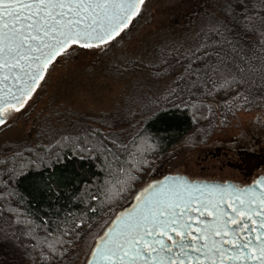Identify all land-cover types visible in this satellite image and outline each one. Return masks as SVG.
<instances>
[{"label": "snow or ice", "instance_id": "6c2138e0", "mask_svg": "<svg viewBox=\"0 0 264 264\" xmlns=\"http://www.w3.org/2000/svg\"><path fill=\"white\" fill-rule=\"evenodd\" d=\"M143 4L144 0H0V125L25 107L57 57L75 48H109ZM252 4L253 0H218L220 15H212L196 43L185 49L183 69L171 82L169 95L191 94L201 84L212 86L205 92L210 94L223 81L221 91L239 85L234 94L242 103L234 107H244L254 90L264 91V59L256 51L264 54V11H254ZM259 7L264 10V0H259ZM249 56L259 60V66L249 63ZM139 139L136 134L131 137V148L143 157ZM112 143H119L132 158L128 143ZM100 149L110 151L103 144L93 150ZM130 167L140 170L135 163ZM118 170L126 183L130 174L123 165L118 164ZM133 200L98 236L84 264H264V175L243 187L166 175L137 189ZM50 249L56 253L54 245Z\"/></svg>", "mask_w": 264, "mask_h": 264}, {"label": "rangeland", "instance_id": "374dc122", "mask_svg": "<svg viewBox=\"0 0 264 264\" xmlns=\"http://www.w3.org/2000/svg\"><path fill=\"white\" fill-rule=\"evenodd\" d=\"M217 3L144 0L129 28L109 48H75L57 57L25 107L0 125V160L38 146L46 149L91 128L128 143L150 109L168 101L171 82L184 66L181 56L199 39L200 24L220 15ZM210 106L167 154L147 160L137 189L166 175L242 184L264 175V111L252 105ZM106 226L92 230L91 238ZM97 238L81 246V264ZM1 254L9 264H23L17 248L7 246Z\"/></svg>", "mask_w": 264, "mask_h": 264}, {"label": "trees", "instance_id": "16d2710c", "mask_svg": "<svg viewBox=\"0 0 264 264\" xmlns=\"http://www.w3.org/2000/svg\"><path fill=\"white\" fill-rule=\"evenodd\" d=\"M250 7L258 13L264 11L259 7V0H253ZM252 22L259 23L255 19ZM248 40L254 38L250 35ZM256 51L264 59V54ZM248 61L256 66L260 63L251 56ZM222 83L210 94L205 92L212 86L201 84L191 94L185 91L176 97L170 95L160 107L150 109V115L136 133L141 137L137 145L144 147L139 148L143 157L131 148V138L128 144L132 158L119 143H112L110 135L91 128L77 136L63 137L46 149L38 146L1 159L0 251L7 246L19 249L23 264H81L82 247L99 235L96 231L98 235L91 238L92 230L104 228L127 205L149 166L147 160L167 154L182 137L192 132L210 105L242 103L234 94L239 85L221 91ZM248 99V105L264 111V91L254 90ZM101 144L110 151L93 150ZM113 155L118 159H113ZM130 163H135L140 170L131 168ZM118 164L130 174L126 183L122 182ZM121 186L123 191L119 190ZM92 196L96 199L92 200ZM50 245L55 246V254ZM6 258L7 255H0L4 264H9Z\"/></svg>", "mask_w": 264, "mask_h": 264}, {"label": "water", "instance_id": "95a60500", "mask_svg": "<svg viewBox=\"0 0 264 264\" xmlns=\"http://www.w3.org/2000/svg\"><path fill=\"white\" fill-rule=\"evenodd\" d=\"M185 177V176H184ZM186 179H188L187 177H185ZM161 179H163V178H161ZM161 179H159V180H161ZM207 183H212V184H223V183H218V182H207ZM229 183H232V184H236V185H239V186H241V187H243L241 184H239V183H235V182H229ZM134 203V200H132L131 201V203L127 206V207H125L124 209H127V208H129V207H131V205ZM120 213V211L117 213V215ZM210 218V217H209ZM109 226H110V224H109ZM101 235H103V233L101 234Z\"/></svg>", "mask_w": 264, "mask_h": 264}, {"label": "flooded vegetation", "instance_id": "af4514ba", "mask_svg": "<svg viewBox=\"0 0 264 264\" xmlns=\"http://www.w3.org/2000/svg\"><path fill=\"white\" fill-rule=\"evenodd\" d=\"M259 176H261V175H259ZM259 176H258V177H259ZM258 177H257V178H258ZM257 178H256V179H257ZM196 181H202V180H196ZM203 182H209V181H203ZM226 182H234V181H226ZM223 183H225V182H223ZM235 183H239V184H241L242 186H245V185H249V184H251V183H248V184H242V183H240V182H235Z\"/></svg>", "mask_w": 264, "mask_h": 264}]
</instances>
